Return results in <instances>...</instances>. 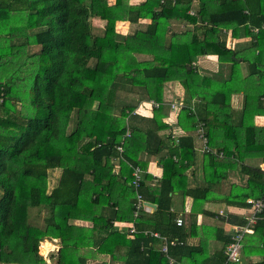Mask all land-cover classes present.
<instances>
[{
	"label": "trees",
	"instance_id": "1",
	"mask_svg": "<svg viewBox=\"0 0 264 264\" xmlns=\"http://www.w3.org/2000/svg\"><path fill=\"white\" fill-rule=\"evenodd\" d=\"M131 1L0 0V264H47L38 248L53 239L56 264H106L101 256L121 264H223L222 251L206 253L210 228L197 245L185 243L198 234L194 214L213 216L202 207L214 198L246 208L264 197V172L246 163L264 162V126L254 122L264 116V0ZM140 19L150 23L116 31L117 22ZM93 21L104 22L97 33ZM202 56L219 69L201 74ZM167 83H178L183 96L167 98ZM234 94L243 95L241 109L231 104ZM146 102L148 116L137 112ZM171 121L178 133L159 137ZM165 149L161 178L150 185L140 156ZM196 165L201 183L193 176L190 185L186 173ZM135 167L143 171L137 192ZM229 172L244 182L216 194L212 187L228 184ZM174 193L192 199L187 226L176 225ZM137 194L156 209L134 217ZM222 213L214 218L224 221ZM30 214L44 228L30 225ZM116 223H132L134 232ZM150 233L181 244L164 254ZM213 234L225 249L233 241ZM257 252L261 261L248 264H264V206L242 240L243 256Z\"/></svg>",
	"mask_w": 264,
	"mask_h": 264
},
{
	"label": "crops",
	"instance_id": "2",
	"mask_svg": "<svg viewBox=\"0 0 264 264\" xmlns=\"http://www.w3.org/2000/svg\"><path fill=\"white\" fill-rule=\"evenodd\" d=\"M143 1L144 0H132L131 3L136 5V4H139ZM109 3L113 4L114 0H112V2L109 0ZM193 6L196 8V6H197L196 1L193 2ZM189 12L191 15H193L194 11L190 10ZM96 22L102 23V21H96ZM149 23H150V20H148V19H140L137 23H134V24H130L128 22H117L115 28H116L117 32H119L122 35H125V34H131L135 30L144 29ZM172 26L175 28V23ZM119 27H120V29H119ZM181 27H182V25L178 26V30ZM141 57L144 58V56H141ZM195 67L199 72H201V74L214 73L219 69V64L216 62V60L212 56H202V57H199L197 59V61L195 63ZM244 71H245V69H244ZM169 91L172 92L170 95L173 97L183 96V89L178 83H167L164 86V93L167 96V98H168V92ZM169 98H172V97H169ZM231 104H232L233 108L241 109V107L243 105V95L242 94L232 95ZM148 109L149 110H147L146 113L144 114L145 116L150 115V108H148ZM168 121H170V120H168ZM254 122L257 126H264V116H256ZM170 125L171 126L168 128L169 130L167 129V130L158 132L159 137L165 139L167 137L169 131H173L174 133H176V132L178 133V128H177V126H175V123L173 121H171ZM218 134H219V132H218ZM218 134H216V135H218ZM165 143H167V142L165 141ZM197 145L201 147V141L198 139H197ZM166 155H167V150L165 149L161 153V155L158 154L156 156H150L147 153H144L140 156L141 160H144V161L147 160L148 161L146 171H147V174H149L153 177V181L150 183V185H154L158 182V180H160L161 175H162V169H161V166L159 165V159L161 157H165ZM200 158H201L200 154H198V158H197L198 163H199ZM259 161L260 160H258V159H250V160H247L246 163L251 164V165H259L261 170L264 172V162L261 163ZM200 172H201V170H200L199 165L191 167L186 173L187 174L186 177H187L188 182L190 183L191 181H193L194 179L192 177L195 176L197 183L200 184L201 183V173ZM59 175H60L59 172H55L53 174L54 179H55V180H53L54 181L53 187L56 186ZM244 180H245V177H241L240 175L236 174V172H229V175H228L229 183L226 185H225V183L223 185H216V186L212 187V189L216 194L221 195L223 193L222 191L224 190L223 188L227 189L228 185H230L231 183H243ZM190 185H191V183H190ZM171 198H172L171 199V212L176 215L175 216L176 219L177 218L181 219L183 221V225L187 226V224L189 223V221L191 219L189 213H190V206L192 203V199L189 197L183 198L181 196V194H179V193H174ZM145 203H147V202H145ZM146 208H148V210H145V209L144 210L147 213H151L153 210L156 209V206L154 208H152V207H149L146 205ZM202 208L206 211H209L211 214H213V216L212 215L207 216V215H204L203 213L194 214L195 215V222H196V225L198 227V234L193 236V237H189L188 239H186L185 243H187V245H189V246L197 245V243L200 241V239L202 238V235H203V234H201L202 228L208 227V228H210V231L208 233L210 237H208L209 239L207 240V250H206L208 257L212 258L215 254H217L218 252H221V251H222V254L223 253L225 254V252H223L225 249V245L223 244L222 241L215 239L213 237V236H215L213 234V228L221 231L222 236L232 235V238H233L235 229L237 227L245 226V223L243 225H240V224L243 221L246 222L245 218H246V216L249 215V207H246V208L228 207V206H225L224 204L218 202V200H215V198H214L212 201L204 203ZM219 211H223V213L220 214V216H221V218L225 219L224 221H221L220 219L214 218V213L217 212L219 214ZM228 215H232L233 218L231 217V218H229V221L228 220L226 221V219H228V217H227ZM73 223L75 225L90 226L89 223L83 222V221H73ZM118 224H123L124 227H127L132 223H118ZM41 225H44L42 220H41ZM34 226H37V224H34ZM123 226H119L120 227L119 229H121V230L126 229ZM37 227H40V226H37ZM252 234H249L248 236H245V234L241 235V239H240L241 256H240L239 264H248L249 262L256 263V262H260L262 259V256H260V254L258 252L256 254L253 253L249 256H243L242 240H243V243L247 242V240H249V236H251ZM49 241L55 242V245L57 246V251H56V253H57L59 248H60L58 241L55 239L44 240L45 243H47ZM258 242H259L258 240H253V245H257ZM156 247H158V246H156ZM54 255H56V254H54ZM100 261L106 262V264H121L118 262L111 263L112 261L110 260V258L108 256H101ZM223 264H230V262L228 263L227 258H226V260L224 261Z\"/></svg>",
	"mask_w": 264,
	"mask_h": 264
},
{
	"label": "built area",
	"instance_id": "3",
	"mask_svg": "<svg viewBox=\"0 0 264 264\" xmlns=\"http://www.w3.org/2000/svg\"><path fill=\"white\" fill-rule=\"evenodd\" d=\"M129 131L127 129L124 137H128ZM205 142V140H204ZM118 151H122L121 147H118ZM143 171L139 167L133 168L132 171V186L134 188V191L137 192L140 186L141 182V177H142ZM136 194V193H135ZM264 199V197H262ZM262 199H255V200H248L247 202L250 204L249 207V215L246 216V222L245 226L243 227H237L234 231V237H233V242L229 244L226 249H225V255L227 258V262L233 263V262H239L240 261V249H241V244H240V239L242 234H252L254 226L257 222L258 216L261 214L264 202ZM136 202H137V210L134 211V217L138 215V212L140 209L144 208L146 209L145 203H142L141 197L137 194L136 195ZM177 226H181L183 224V221L181 219H176L175 220ZM118 228L119 226H123V224H118L116 223ZM124 227V226H123ZM127 232L128 233H133L134 232V227L133 224H130L127 227ZM150 235L158 240H160V250L162 253L166 254L168 251V246H174L177 244H181L180 242L176 240H172L171 242H168L164 237H161L158 233H150Z\"/></svg>",
	"mask_w": 264,
	"mask_h": 264
},
{
	"label": "rangeland",
	"instance_id": "4",
	"mask_svg": "<svg viewBox=\"0 0 264 264\" xmlns=\"http://www.w3.org/2000/svg\"><path fill=\"white\" fill-rule=\"evenodd\" d=\"M110 1L112 2V0H110ZM93 26H94L93 27L94 28V32L97 33V31H99V28H102V26H104V23L103 22L102 23H98L96 21H93ZM119 29H120V27H119ZM95 30H97V31H95ZM35 50H36L35 48H31V50L29 51V53H32ZM171 93H172L171 91L168 92V98L169 97H172V98H169V99L172 102H173V100L176 101L174 99V97L170 95ZM126 101H130L128 99V97L126 98ZM134 102H137V96H133L132 103H134ZM149 104H151V103L150 102L142 103L141 106H139V108L137 109V112L145 114L146 111L149 110L148 108H150ZM119 106H120V104H119ZM117 112H119V109L117 110ZM69 129H71V126L69 127ZM50 177L53 178V174H51ZM50 183H51V181H50ZM146 210H148V208H146ZM31 214L33 215V213H31ZM31 214H30L29 220H28L29 224L30 225L37 224V226H40V228L41 227L44 228V225H41V219L36 220V219H34V217H32ZM46 244H50L51 245L50 248H47L46 247ZM38 250H39L40 256L46 261L47 264H56V259L54 258L55 256L51 257V255L56 254V251H57V246L55 245V242H50L49 241V242L45 243L43 241L39 245Z\"/></svg>",
	"mask_w": 264,
	"mask_h": 264
},
{
	"label": "water",
	"instance_id": "5",
	"mask_svg": "<svg viewBox=\"0 0 264 264\" xmlns=\"http://www.w3.org/2000/svg\"><path fill=\"white\" fill-rule=\"evenodd\" d=\"M145 205H147V206H149V207H152V208H154V207H155L154 205H152V204H149V203H145Z\"/></svg>",
	"mask_w": 264,
	"mask_h": 264
},
{
	"label": "bare ground",
	"instance_id": "6",
	"mask_svg": "<svg viewBox=\"0 0 264 264\" xmlns=\"http://www.w3.org/2000/svg\"><path fill=\"white\" fill-rule=\"evenodd\" d=\"M50 246H51L50 244H46V247H47V248H50Z\"/></svg>",
	"mask_w": 264,
	"mask_h": 264
}]
</instances>
